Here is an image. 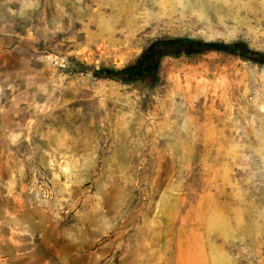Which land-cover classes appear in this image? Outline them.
<instances>
[{"label": "rangeland", "instance_id": "obj_1", "mask_svg": "<svg viewBox=\"0 0 264 264\" xmlns=\"http://www.w3.org/2000/svg\"><path fill=\"white\" fill-rule=\"evenodd\" d=\"M264 0H0V264H264ZM93 72V76H88Z\"/></svg>", "mask_w": 264, "mask_h": 264}, {"label": "trees", "instance_id": "obj_2", "mask_svg": "<svg viewBox=\"0 0 264 264\" xmlns=\"http://www.w3.org/2000/svg\"><path fill=\"white\" fill-rule=\"evenodd\" d=\"M224 51L264 63V51L254 50L244 42L204 41L189 37L158 39L152 42L133 65L119 69H104L102 75L125 81L148 80L157 75L163 56L179 53Z\"/></svg>", "mask_w": 264, "mask_h": 264}, {"label": "water", "instance_id": "obj_3", "mask_svg": "<svg viewBox=\"0 0 264 264\" xmlns=\"http://www.w3.org/2000/svg\"><path fill=\"white\" fill-rule=\"evenodd\" d=\"M88 76H93V72H88Z\"/></svg>", "mask_w": 264, "mask_h": 264}]
</instances>
